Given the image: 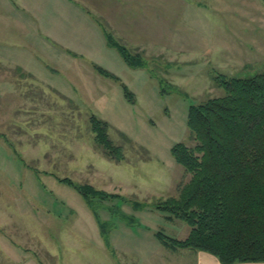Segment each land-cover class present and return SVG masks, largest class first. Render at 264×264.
<instances>
[{
  "label": "rangeland",
  "instance_id": "1",
  "mask_svg": "<svg viewBox=\"0 0 264 264\" xmlns=\"http://www.w3.org/2000/svg\"><path fill=\"white\" fill-rule=\"evenodd\" d=\"M183 1L201 15L191 16ZM183 1L166 0L165 14L155 10L157 21L166 19V33L156 28L139 48L121 41L181 92L161 91L159 74L129 67L98 39L83 52L55 47L61 56H43L37 79L10 68L18 86L0 93V264H137L148 250L165 249L156 231L188 235L185 222L132 203L175 196L189 180L171 148L193 144L190 106L220 95L212 69L239 77L264 72V0H207L209 8ZM92 114L109 124L111 140L125 154L120 163L95 143ZM60 178L123 202L90 206ZM96 215L109 226L107 240Z\"/></svg>",
  "mask_w": 264,
  "mask_h": 264
},
{
  "label": "trees",
  "instance_id": "2",
  "mask_svg": "<svg viewBox=\"0 0 264 264\" xmlns=\"http://www.w3.org/2000/svg\"><path fill=\"white\" fill-rule=\"evenodd\" d=\"M106 36L129 67H143L151 75H160L144 56L132 53L111 33L106 32ZM96 68L102 75L117 79L109 71ZM211 77L220 95L190 106L188 128L193 144L178 142L171 148L175 161L190 175L189 180L179 185L175 196L151 203L134 201L132 205L136 210H157L168 221L180 220L190 227L184 239L160 230L154 233L171 251H205L222 264L264 262V72L239 77L212 69ZM160 79L161 91L181 92L161 75ZM124 88L126 97L134 103L133 93ZM89 122L93 139L105 155L117 163L123 161L124 151L111 140L109 124L94 114ZM59 182L70 185L90 206L96 201H114L112 198L123 202L121 196L108 199L103 191L88 184L66 178ZM123 215L130 222L134 220ZM96 218L107 240L109 226Z\"/></svg>",
  "mask_w": 264,
  "mask_h": 264
},
{
  "label": "crops",
  "instance_id": "3",
  "mask_svg": "<svg viewBox=\"0 0 264 264\" xmlns=\"http://www.w3.org/2000/svg\"><path fill=\"white\" fill-rule=\"evenodd\" d=\"M190 2L201 7L209 8L211 5L205 3L207 0ZM164 4L166 0H0V71L4 72L0 76V93L17 90L18 84L14 86L15 82L10 77L11 67L37 79V76H42L38 74L42 57L58 58L61 56L58 48L83 52L89 43L98 39L104 48L111 52L116 50L108 44L106 32L129 47H141L148 40L149 33L156 32V28L166 33V22H163L166 19L160 15L157 21L155 14L159 8L164 10ZM183 4L191 16L201 15L190 11V5L184 1ZM13 34L16 37L10 36ZM166 249L148 250L139 255L137 264H222L216 256L205 251L168 249L167 252Z\"/></svg>",
  "mask_w": 264,
  "mask_h": 264
}]
</instances>
